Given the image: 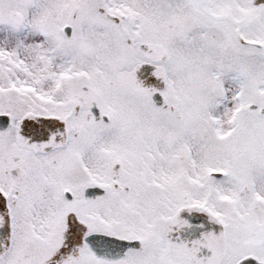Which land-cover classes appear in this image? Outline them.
<instances>
[{"label": "snow or ice", "instance_id": "obj_1", "mask_svg": "<svg viewBox=\"0 0 264 264\" xmlns=\"http://www.w3.org/2000/svg\"><path fill=\"white\" fill-rule=\"evenodd\" d=\"M0 264H264V0H0Z\"/></svg>", "mask_w": 264, "mask_h": 264}]
</instances>
